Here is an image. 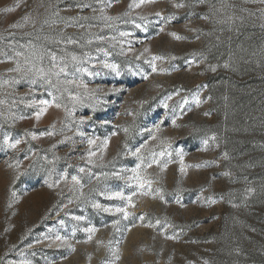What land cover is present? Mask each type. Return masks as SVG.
Listing matches in <instances>:
<instances>
[{"label":"rangeland","instance_id":"obj_1","mask_svg":"<svg viewBox=\"0 0 264 264\" xmlns=\"http://www.w3.org/2000/svg\"><path fill=\"white\" fill-rule=\"evenodd\" d=\"M176 2L0 0V264H264V4ZM50 53L87 92L24 74Z\"/></svg>","mask_w":264,"mask_h":264},{"label":"snow or ice","instance_id":"obj_2","mask_svg":"<svg viewBox=\"0 0 264 264\" xmlns=\"http://www.w3.org/2000/svg\"><path fill=\"white\" fill-rule=\"evenodd\" d=\"M154 2V0H140V3L138 4H130L129 7H140L142 4L144 3H152ZM201 2H203V0H201ZM260 3L264 4V0H260ZM109 7H111V4L108 5ZM173 7L179 9V8H184L186 7V4L183 2V0H180V2H176V3H173ZM13 9H6V11H12ZM155 15L157 16H161V13L160 12H156ZM206 18V17H205ZM25 19H27V17H25ZM106 20H111V19H116V18H113V17H105ZM137 27H139V25H137ZM161 31L163 32L164 29L161 28ZM121 35H125V33H121ZM170 35L176 39V40H180V39H184V37L182 36H179L177 35L176 33H170ZM68 44H74L76 43V41H73L71 39H69L67 41ZM148 49L146 48L145 49V52H147ZM17 56H21L22 53H19L17 52L16 53ZM87 55V54H85ZM33 58H36V59H40L42 60L44 58V54L41 53V52H38V51H34L33 52ZM139 58V57H138ZM49 59L51 61V68H49L48 70H45L43 67H39V66H33L31 68H28L27 71H25V75H27L28 73H31L34 77L40 79V80H43L45 83L47 84H52V79L51 77H55L56 80H57V84H67V85H74L75 87L77 88H83L86 92L88 91V88H87V85L84 84L82 81H77V80H61L60 77L63 75V76H67L68 74V63H61L60 61H58L57 59V56L55 53H50L49 54ZM163 57L161 56H153L152 57V61H151V65H152V71L153 72H156L157 71V67H156V63L155 61L157 60H162ZM60 60L62 61L63 58H60ZM71 62L74 63V64H79L80 63V58L73 55L71 56ZM25 63H30V61L28 60V58H25ZM102 66L104 68H107V69H112V70H116V66L115 65H112V64H108V63H103ZM227 67V65H225ZM79 71H82V72H87L88 70L86 68H81V69H78ZM9 71H15V72H21L22 69L21 67L19 66V64L17 65L16 68L14 69H9ZM161 71H163V69H161ZM212 71H215V67L212 68ZM145 79H147V76L144 77ZM5 83H8L7 81H5ZM56 85H53V87H55ZM95 91V90H93ZM74 102L78 101L79 97L78 96H71L70 97ZM171 98V97H169ZM0 103H3V101H0ZM44 107L41 108V110L37 113H35V118L37 120H39L41 118V116H43L47 110H48V107H51V106H55L57 108L60 107L59 104H55V105H50L47 101H42L41 102ZM196 103L197 105H199L201 103L200 99L197 97L196 98ZM205 115H208V113H205ZM173 124L175 125V121H173ZM52 128L54 129L55 128V123H53L52 125ZM156 131H159V125H157L156 127ZM48 136H52L54 135V132L52 131H49L48 133H46ZM113 135H115V133H113ZM33 139H36L37 137L36 136H33L32 137ZM153 139H155V136H153ZM214 139V137L212 138ZM20 141L17 140L15 143L11 144L10 147L12 148H15L17 146V144H19ZM108 143L109 141L107 139H105L103 142H102V145H103V148L106 150L107 149V146H108ZM207 141H205V144L207 145ZM88 144L90 146V149L92 146L96 145L97 144V140L95 139H89L88 140ZM146 147V145H141L140 148H137L135 152L131 153L132 155L134 156H137L140 158L141 160V163L138 164L136 166L135 169H132L133 173L135 174L131 179H135L137 181V184H138V187L140 189H151V184H152V181L151 180H147L145 178H143L141 175H140V169L141 167L145 164V161H144V158L142 156V149H144ZM102 154V153H101ZM97 153L95 151H89L88 153V156H89V159H88V163L89 164H93L94 161L91 159L92 157L96 156ZM161 155H163V153H161ZM183 160V157H181V161ZM153 164H156L158 167H161V171H163L166 167H167V164H163L161 165V162L155 158H153L152 162L151 163H148L146 165V167L148 168H151ZM187 167H190V166H187ZM197 167H199V165H197ZM79 171L81 173H84L86 170L84 168H80ZM180 171L181 173H185L186 172V166L183 165V163L181 164V168H180ZM114 175H119L118 173H114ZM72 182L74 185H79L80 184V180L77 176H73L72 177ZM53 185H49V187H52ZM251 191V190H249ZM143 195H149L150 194V191H145L142 193ZM13 195H15L13 193ZM136 193H132V196H135ZM132 196H125L123 193L121 192H116V193H113L112 194V197L114 198H118V199H121V200H127L128 201V206L129 207H134L135 205L132 203ZM111 198V197H110ZM162 198V197H161ZM93 207H96V208H100V205L99 204H95L93 205ZM103 211H112L111 209H108V208H104ZM115 211L117 213H123V216L124 218H127L129 215H131V213L129 211L126 210V208H116ZM77 219H80V218H77ZM148 227H151V225H147ZM86 232L90 233L88 239L91 240L92 239V235L91 234H94L97 229L95 228H88V229H85ZM57 241H61V243H65V241L63 240L62 237L60 236H57L55 238ZM87 242V241H85ZM98 243H102V242H99ZM74 250V249H73ZM116 259H119V256L116 257Z\"/></svg>","mask_w":264,"mask_h":264}]
</instances>
